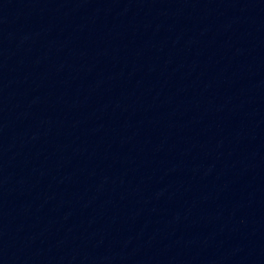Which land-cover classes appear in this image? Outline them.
<instances>
[{
  "label": "water",
  "instance_id": "water-1",
  "mask_svg": "<svg viewBox=\"0 0 264 264\" xmlns=\"http://www.w3.org/2000/svg\"><path fill=\"white\" fill-rule=\"evenodd\" d=\"M0 264H264V0H0Z\"/></svg>",
  "mask_w": 264,
  "mask_h": 264
}]
</instances>
